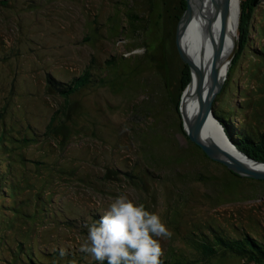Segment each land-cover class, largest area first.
Wrapping results in <instances>:
<instances>
[{
  "label": "rangeland",
  "instance_id": "rangeland-1",
  "mask_svg": "<svg viewBox=\"0 0 264 264\" xmlns=\"http://www.w3.org/2000/svg\"><path fill=\"white\" fill-rule=\"evenodd\" d=\"M151 1L146 13L134 0H0V138L13 141L0 153V264L100 263L80 247L119 195L161 215L172 233L162 261L253 264L194 248L215 231L264 241V179L233 175L189 139L174 41L186 2ZM117 6L143 11L136 33L113 39L108 28L129 23ZM241 28L213 112L254 137L264 135V0ZM119 57L132 59L114 73L107 60ZM85 70L90 81L65 97Z\"/></svg>",
  "mask_w": 264,
  "mask_h": 264
},
{
  "label": "bare ground",
  "instance_id": "bare-ground-1",
  "mask_svg": "<svg viewBox=\"0 0 264 264\" xmlns=\"http://www.w3.org/2000/svg\"><path fill=\"white\" fill-rule=\"evenodd\" d=\"M224 0H193L195 4L194 12L184 23L182 29V45L185 53L193 61V63L201 67L206 74L208 82V74L212 69L215 56L220 53V30L221 22L216 15ZM240 0H231V8L229 12V20L226 24V40L225 47L220 56V64L217 69V78L211 80L210 87L214 91L215 88L223 81L227 75L229 64L233 58V50L237 46L238 40V21L240 17ZM203 89L201 78L197 72L191 71V80L183 94L181 102V113L184 117L185 128L196 137L202 126L203 110H201L194 121L191 122L192 114L198 104V97ZM206 141L209 145L216 147L222 152L231 155L236 153L239 158H243L235 150L228 147L223 142L220 129L216 124L215 119H209L205 130ZM241 173H264V169L248 168L240 170Z\"/></svg>",
  "mask_w": 264,
  "mask_h": 264
},
{
  "label": "trees",
  "instance_id": "trees-1",
  "mask_svg": "<svg viewBox=\"0 0 264 264\" xmlns=\"http://www.w3.org/2000/svg\"><path fill=\"white\" fill-rule=\"evenodd\" d=\"M259 1L260 0H243L240 3L239 28L241 27L243 28L244 26L246 28V26L248 25L249 19L251 18L252 13L255 7L258 5ZM181 2L185 3V0H181ZM134 3L140 4V0H134ZM141 4L144 5V9H143L144 12L151 13L152 11V1L151 0H143ZM129 7L128 9H125V10L122 8H119L118 6L113 7L114 9L113 13L117 12L122 17L127 18L129 23L119 26L117 33L111 34L108 28V31L106 32L107 36L114 39L115 35H118V33H123L126 29L131 30V32L133 33L137 32L135 23L137 22L138 19L142 18L141 11L143 10L141 9V7L139 8V10H131V8L129 9ZM110 16L108 18H110ZM246 33L247 31L245 32L244 35H241L240 41L242 40V38L245 37ZM138 35L140 36V34ZM116 39H120V38H116ZM127 43L130 44L128 46L129 49L137 47L135 45L136 40L126 41V44ZM119 58L124 59V60L120 61ZM119 58L118 60L120 61V63L118 60H110V59L107 60L109 61L108 67L111 66L109 70L113 71L114 73L118 72V68L123 69L124 66L126 67L129 66V61L132 59L130 57L127 59L123 57H119ZM129 72L130 70L126 71L124 74L127 75ZM131 76H132L131 74H128V77H131ZM89 78H90V73L87 70H85L81 75L77 76L67 87L61 90L62 94L65 97H68V95L75 92L79 87L89 82L90 81ZM189 81H190V71H189L188 65L184 63V69L182 71V79H181L182 87L186 86L189 83ZM65 102H68V101H65ZM175 104H176L175 106H177V103ZM215 116L221 120L225 134L228 136V138L233 142V144L240 151H242L245 155H247L248 157L252 159L264 161V135L263 134L260 133L259 135H255L253 137L252 135H249L248 133L243 132L237 129L236 127H234L232 124V120L230 118L228 119V117H223L220 115L218 116L217 114H215ZM225 118H227L228 120ZM10 143L13 144V141L12 140H10V142L8 141V144ZM8 144L6 141L4 142L0 138V153H6L7 151H9ZM6 156H9V155L6 154ZM4 159L6 160V158ZM5 164L7 166L5 170H7L8 166H10V163L9 161H7ZM232 174L237 177H241L240 175L234 172H232ZM0 178H3V177L0 176ZM194 248L197 249L199 253H201L202 258L204 259L214 254H218V253L225 254L227 252H231V253L239 255L244 260H247L248 262H251L253 264H264V241H260L257 238L252 237L249 233L241 235L240 237H230L219 231H215L213 233L204 234L203 238H201L196 243ZM181 260L183 259L176 258L175 264H191L192 263L190 260H187V261L186 260L181 261ZM163 263L164 264H174L173 261L171 260L168 261L167 259L164 260ZM98 264H101V262ZM104 264H107V262L105 261Z\"/></svg>",
  "mask_w": 264,
  "mask_h": 264
},
{
  "label": "clouds",
  "instance_id": "clouds-1",
  "mask_svg": "<svg viewBox=\"0 0 264 264\" xmlns=\"http://www.w3.org/2000/svg\"><path fill=\"white\" fill-rule=\"evenodd\" d=\"M87 227L80 250L101 264H163L161 239L172 235L158 212L126 195L117 196L99 221Z\"/></svg>",
  "mask_w": 264,
  "mask_h": 264
},
{
  "label": "water",
  "instance_id": "water-1",
  "mask_svg": "<svg viewBox=\"0 0 264 264\" xmlns=\"http://www.w3.org/2000/svg\"><path fill=\"white\" fill-rule=\"evenodd\" d=\"M186 2V8L183 11L182 15L178 19V22L176 24V29H175V46L177 49V52L181 58V60L188 65L190 71L194 70L197 72L201 78L202 84H203V89L199 94L198 97V104L195 109V112L192 114V121L195 120V118L198 116L201 107L203 110V118H202V126L200 127V131L198 132V135L196 137L192 136L191 133L185 128V131L189 137L190 140H192L195 144H197L201 150L205 153L207 157L210 159L219 162L226 166L230 171L240 175V176H247V177H252V178H258V179H264V173H241L240 170L242 169H248V168H260L264 169V161H259L252 159L245 155L242 151H240L234 144L233 142L228 138V136L225 134L222 125H220L216 119V124L220 129V133L223 138V142L228 145V147L232 150H235L239 154H242L244 157L239 158L237 155L231 154L228 155L221 150L217 149L216 147L214 148L213 146L209 145V143L206 141V135H205V130L208 125L209 119H214L215 115L213 112V101L215 99L216 94L218 91L221 89L222 85H218L217 88L214 89V91L211 89L210 84L211 80L217 78L218 73L217 69L220 64V56L222 54V50L225 47V40H226V24L229 20V12L231 8V0H224L223 4L220 8V11L216 13L218 16L220 22H221V30H220V53L215 56L214 62L212 64V69L210 73L208 74V82L206 81V74L203 71L201 67L196 66L193 61L189 58L187 53H185L182 45V29L184 26V23L186 20L190 17V15L194 12L195 9V4L193 0H185ZM235 49L233 50L232 56L234 55Z\"/></svg>",
  "mask_w": 264,
  "mask_h": 264
}]
</instances>
